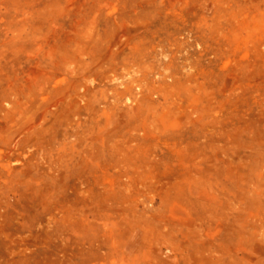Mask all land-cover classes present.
<instances>
[{
	"label": "rangeland",
	"instance_id": "1",
	"mask_svg": "<svg viewBox=\"0 0 264 264\" xmlns=\"http://www.w3.org/2000/svg\"><path fill=\"white\" fill-rule=\"evenodd\" d=\"M0 264H264V0H0Z\"/></svg>",
	"mask_w": 264,
	"mask_h": 264
}]
</instances>
